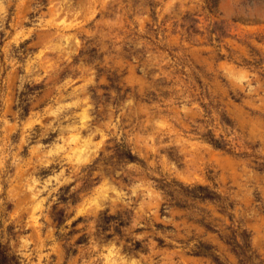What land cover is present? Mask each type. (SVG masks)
<instances>
[{"label": "clouds", "instance_id": "obj_1", "mask_svg": "<svg viewBox=\"0 0 264 264\" xmlns=\"http://www.w3.org/2000/svg\"><path fill=\"white\" fill-rule=\"evenodd\" d=\"M0 264H264V0H0Z\"/></svg>", "mask_w": 264, "mask_h": 264}]
</instances>
